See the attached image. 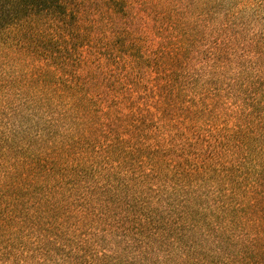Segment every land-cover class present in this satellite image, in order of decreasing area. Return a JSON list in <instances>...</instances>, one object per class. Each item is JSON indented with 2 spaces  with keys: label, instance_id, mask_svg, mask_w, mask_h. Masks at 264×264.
Listing matches in <instances>:
<instances>
[{
  "label": "rangeland",
  "instance_id": "rangeland-1",
  "mask_svg": "<svg viewBox=\"0 0 264 264\" xmlns=\"http://www.w3.org/2000/svg\"><path fill=\"white\" fill-rule=\"evenodd\" d=\"M68 1L95 34L71 58H119L113 32L90 26L102 0ZM170 14L148 22V54L116 87L157 92L149 144L172 170L121 146L107 159L117 138L54 94L93 91V64L43 82L30 47L0 39V264H264V11L207 0Z\"/></svg>",
  "mask_w": 264,
  "mask_h": 264
},
{
  "label": "trees",
  "instance_id": "trees-1",
  "mask_svg": "<svg viewBox=\"0 0 264 264\" xmlns=\"http://www.w3.org/2000/svg\"><path fill=\"white\" fill-rule=\"evenodd\" d=\"M205 1L207 0H102L101 22L90 26L98 30V34L102 29L113 32L105 40V44L108 47L115 39H119V50L111 51L122 54L119 58L114 56L112 60L107 61L71 58L73 53L80 55L78 51L86 46L84 42L95 34H91L87 29L88 24L83 22L82 14L68 0H0V39H18L22 45L29 46L30 70L36 80L43 82L50 75L58 77L68 74L74 66L88 72L89 65L93 64L98 70L96 80L89 83L94 85L93 91H61L59 94L54 91V94L66 97L76 112L83 113V110L90 109L89 112L100 120L99 129L102 134H111L113 138H117L114 140V146L101 147L109 150L107 159H114L116 154L112 152V148L121 146L126 148V155L130 160H135L141 152L148 154L146 160L150 170L163 167L172 170L175 162L164 156L163 149L149 144L153 137L149 124L151 120L160 118L154 113L149 102L151 96L157 92L148 88L149 84H145L143 91H137L136 94L116 86H122L126 80L125 75L136 70L137 62L141 58L140 53L142 56L148 54L143 50L140 52L138 43L142 44V49H148V35L144 30L150 20L168 26L172 11L177 13L178 8L185 6L194 9ZM237 2L257 12L264 11V0ZM63 43L71 45L63 46ZM57 49L61 51L58 52ZM122 50L129 51L134 59ZM115 74L118 76L115 77ZM107 75L109 76L106 77ZM166 84L179 88L177 84L174 86L172 81ZM106 127L107 131L104 130ZM254 139L252 141H255ZM259 154L263 157L262 161L257 162L256 168L262 170L264 150L259 151Z\"/></svg>",
  "mask_w": 264,
  "mask_h": 264
}]
</instances>
